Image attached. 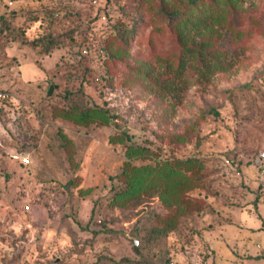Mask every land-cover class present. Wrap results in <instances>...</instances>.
Listing matches in <instances>:
<instances>
[{
	"label": "rangeland",
	"instance_id": "1",
	"mask_svg": "<svg viewBox=\"0 0 264 264\" xmlns=\"http://www.w3.org/2000/svg\"><path fill=\"white\" fill-rule=\"evenodd\" d=\"M179 29L210 41L181 75ZM262 150L264 0H0V264H262L232 220ZM127 160L152 185L117 195Z\"/></svg>",
	"mask_w": 264,
	"mask_h": 264
},
{
	"label": "trees",
	"instance_id": "2",
	"mask_svg": "<svg viewBox=\"0 0 264 264\" xmlns=\"http://www.w3.org/2000/svg\"><path fill=\"white\" fill-rule=\"evenodd\" d=\"M190 1H195V0H190ZM218 20L219 21L221 20L220 17ZM185 23L186 21H184L182 25H185ZM194 23L195 21H192V24H191L192 27ZM178 35H179L180 41L182 42L183 49L180 53V57H179L177 64L174 65L172 61H168L167 67L170 69H173L177 75H181L183 70L187 66V61L190 58V56L193 55L195 51H198V53L201 54L203 50H205V48L210 46V41L204 40L201 44H199L200 49L196 50L191 45H187L186 39L185 37H183L184 31L182 29H179ZM206 52H209V54H211V58H213V60L211 59L209 61H205L204 62L205 69H202V71H205L206 69L208 71H212L215 69H226V67H228L229 61H226L222 57L221 55L222 51L218 50L217 48H209L207 49ZM78 114H80L79 116H81L82 118H87L94 114H99V115L104 116L105 112L100 107H95L91 109V112L89 111V109H87L84 112H80ZM145 151H146V147L141 146V145H134L130 143L128 144L126 148V156L128 158H133L136 155H143ZM258 164L260 166L264 165L262 160ZM122 173H124V176H125L126 186L124 190L119 191L117 195H129V194L140 193L141 191L146 190L152 185L150 184V180L148 179V175L152 173V168L149 167L148 165L135 166L130 163V160H127L125 162ZM166 174L168 176H178V177L184 176L182 169L176 168L173 165H170L168 166V168H166Z\"/></svg>",
	"mask_w": 264,
	"mask_h": 264
},
{
	"label": "crops",
	"instance_id": "3",
	"mask_svg": "<svg viewBox=\"0 0 264 264\" xmlns=\"http://www.w3.org/2000/svg\"><path fill=\"white\" fill-rule=\"evenodd\" d=\"M259 162L260 161L255 158L254 167L253 165L252 167L251 165H249V167H247L246 169L249 174L246 173L245 175L250 178V175L253 174L254 169L257 171V173L260 174V177H258L257 180H253V181L256 188L263 190L260 192L261 193L260 196L256 198V201H264V169L260 167V165L258 164ZM247 205L248 207L243 209L240 208L238 211H236V214L234 216L232 215L233 216L232 220L235 222L234 225L237 226L236 233L239 237L238 239L243 241V243L247 242L248 245L246 247L252 250L251 253L253 254H256L257 252L255 249L256 248L255 242L257 240H261L260 243L262 242V244L260 245L259 243L260 246L259 250H262L264 255V218H261L255 209L251 210L249 207L250 204ZM257 209L259 210V212L263 211L264 204L262 203V207H258ZM225 212L226 215H230L229 213H231L230 211H227V209ZM224 227H225L224 225L221 226L217 225L216 229L224 230L225 229Z\"/></svg>",
	"mask_w": 264,
	"mask_h": 264
},
{
	"label": "built area",
	"instance_id": "4",
	"mask_svg": "<svg viewBox=\"0 0 264 264\" xmlns=\"http://www.w3.org/2000/svg\"><path fill=\"white\" fill-rule=\"evenodd\" d=\"M97 2V0H93V3ZM21 163L28 164L30 163V155L27 152H18L15 154ZM257 160L261 161L264 159V150L261 151L260 155L256 158ZM264 169V167H262ZM23 209L29 211L31 209V204L28 198H25L23 201Z\"/></svg>",
	"mask_w": 264,
	"mask_h": 264
},
{
	"label": "water",
	"instance_id": "5",
	"mask_svg": "<svg viewBox=\"0 0 264 264\" xmlns=\"http://www.w3.org/2000/svg\"><path fill=\"white\" fill-rule=\"evenodd\" d=\"M52 90H53V83H50L48 88H47V94L50 95L52 93ZM130 239L132 240L133 242V249L134 251L136 252H139V246H138V238L134 237V236H129Z\"/></svg>",
	"mask_w": 264,
	"mask_h": 264
}]
</instances>
